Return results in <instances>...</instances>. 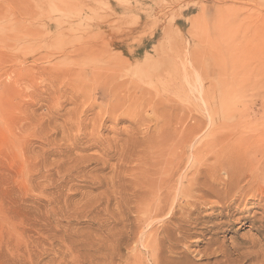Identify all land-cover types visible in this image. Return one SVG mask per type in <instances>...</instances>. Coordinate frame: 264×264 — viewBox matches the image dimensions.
<instances>
[{
    "label": "rangeland",
    "instance_id": "obj_1",
    "mask_svg": "<svg viewBox=\"0 0 264 264\" xmlns=\"http://www.w3.org/2000/svg\"><path fill=\"white\" fill-rule=\"evenodd\" d=\"M0 264H264V0H0Z\"/></svg>",
    "mask_w": 264,
    "mask_h": 264
},
{
    "label": "bare ground",
    "instance_id": "obj_2",
    "mask_svg": "<svg viewBox=\"0 0 264 264\" xmlns=\"http://www.w3.org/2000/svg\"><path fill=\"white\" fill-rule=\"evenodd\" d=\"M216 119H217V118H216ZM227 145H228V144H227ZM226 147H227V146H226ZM227 148H228V147H227ZM223 149H224V148H223ZM230 150H231V149H230ZM229 153H230V152H229ZM229 153H228V154H229ZM230 155H232V154H230ZM231 157L234 159V157H236V156L232 155ZM231 157H230V159H231ZM230 159H229L228 157H226V158H224V159L222 158V160H220V161H223V163H221L220 165H221V166H225V165L230 166V164L232 163V162H230L232 159H231V160H230ZM225 169H227V167H226ZM227 181H228V180H227ZM224 184H225V183H224ZM227 185H228V184H227ZM223 186H224V185H223ZM252 186H253V185H252ZM212 187H213V186H212ZM241 187H242V186H241ZM250 187H251V186H250ZM210 188H211V187H210ZM215 188H216V187H215ZM213 189H214V188H213ZM213 189L210 190V191H213V192H211V193H214V194H215L217 191L214 192ZM216 189H217V188H216ZM218 189H219V188H218ZM207 190H209V189H207ZM210 191H209V192H210Z\"/></svg>",
    "mask_w": 264,
    "mask_h": 264
}]
</instances>
